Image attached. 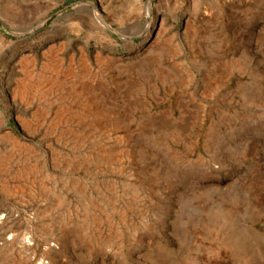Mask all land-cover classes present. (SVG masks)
<instances>
[{
	"label": "rangeland",
	"instance_id": "obj_1",
	"mask_svg": "<svg viewBox=\"0 0 264 264\" xmlns=\"http://www.w3.org/2000/svg\"><path fill=\"white\" fill-rule=\"evenodd\" d=\"M0 46L50 112L0 162L3 252L264 264V0H0Z\"/></svg>",
	"mask_w": 264,
	"mask_h": 264
},
{
	"label": "built area",
	"instance_id": "obj_2",
	"mask_svg": "<svg viewBox=\"0 0 264 264\" xmlns=\"http://www.w3.org/2000/svg\"><path fill=\"white\" fill-rule=\"evenodd\" d=\"M11 41L7 45L8 51H10ZM0 46V162L6 158L14 157L16 154H20L18 149H25V155L29 152H34L39 158H44L46 154V146L43 142L29 143L27 140V133L35 130V122H37L38 116L45 118L50 116V112L46 111L45 108L38 110L37 107H33V100L18 99L13 94L14 87L16 84V73L17 71L13 66H7L2 62ZM3 133V135L1 134ZM5 134H9V137L13 138V141H4L2 137ZM32 145H35L34 147ZM45 147V148H44ZM33 154V152H32ZM92 195L89 194V199ZM66 203L68 204L67 200ZM24 243L31 245V241L24 240ZM50 248L60 249V244L50 242L44 249ZM62 259L64 261L65 256ZM40 264H52L49 259L41 258Z\"/></svg>",
	"mask_w": 264,
	"mask_h": 264
},
{
	"label": "crops",
	"instance_id": "obj_3",
	"mask_svg": "<svg viewBox=\"0 0 264 264\" xmlns=\"http://www.w3.org/2000/svg\"><path fill=\"white\" fill-rule=\"evenodd\" d=\"M0 264H18L15 253H6L0 249Z\"/></svg>",
	"mask_w": 264,
	"mask_h": 264
},
{
	"label": "bare ground",
	"instance_id": "obj_4",
	"mask_svg": "<svg viewBox=\"0 0 264 264\" xmlns=\"http://www.w3.org/2000/svg\"><path fill=\"white\" fill-rule=\"evenodd\" d=\"M98 20H99V18H98V16L97 15H94Z\"/></svg>",
	"mask_w": 264,
	"mask_h": 264
}]
</instances>
